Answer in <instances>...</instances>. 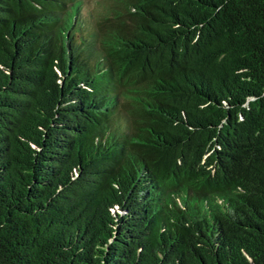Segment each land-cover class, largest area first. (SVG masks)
<instances>
[{"label": "trees", "instance_id": "16d2710c", "mask_svg": "<svg viewBox=\"0 0 264 264\" xmlns=\"http://www.w3.org/2000/svg\"><path fill=\"white\" fill-rule=\"evenodd\" d=\"M0 0V264H264V0Z\"/></svg>", "mask_w": 264, "mask_h": 264}, {"label": "rangeland", "instance_id": "374dc122", "mask_svg": "<svg viewBox=\"0 0 264 264\" xmlns=\"http://www.w3.org/2000/svg\"><path fill=\"white\" fill-rule=\"evenodd\" d=\"M100 2L98 0H85V5L83 6V12H86L88 9L98 10Z\"/></svg>", "mask_w": 264, "mask_h": 264}]
</instances>
